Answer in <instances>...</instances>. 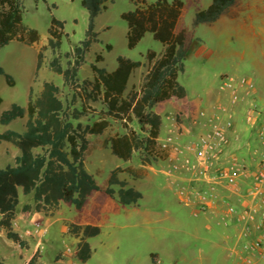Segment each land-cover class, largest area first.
I'll return each instance as SVG.
<instances>
[{
	"label": "rangeland",
	"instance_id": "1",
	"mask_svg": "<svg viewBox=\"0 0 264 264\" xmlns=\"http://www.w3.org/2000/svg\"><path fill=\"white\" fill-rule=\"evenodd\" d=\"M181 1L183 10L177 31H186L188 52L183 63L184 71L178 75L177 81L185 90L187 102L191 103L192 109L189 107L187 119L189 126L192 125L191 129L195 131L197 124L194 121L201 110L212 112L215 106H221L230 109L232 113V127L227 131L229 142L224 149L222 162L225 166L234 165L238 176L234 183L223 181L220 184L215 202L225 208L232 207L238 213L245 206L254 204L261 210L264 218V199L257 198L252 202L251 196L261 161L257 129L264 124V94L260 93L256 84L259 80L254 76L256 68L264 66V14L257 11L264 8V4H259L256 0H240L231 9L230 16H222L209 25L192 27L196 11L206 9L212 0ZM154 2L155 0H144L142 3L135 0H109L106 3V9L94 19L93 31L98 41L90 45L84 62L78 69L76 78L79 84L83 81L93 82L91 65L110 73L117 66L116 58L123 57L142 64L129 76L123 97L131 91L140 93L144 77L151 66L146 54L154 52L157 57L160 56L163 45L154 40L150 33H146L134 48L129 49L126 40L127 26L121 14ZM21 4L22 23L37 32L38 41L27 45L13 40L0 48V68L14 81L10 87L0 74V114L9 109L11 104L25 107L29 92L37 95L42 83L51 81L60 88L63 104L69 106L70 110L83 111L73 124L79 122L82 126L91 125L100 120L106 111L103 103L100 100H87L81 91L73 93L63 85L61 76L49 71L47 67L48 62L57 55L65 67L68 60L66 53L85 38L88 14L82 8L81 0H21ZM52 19L63 26L60 45L55 53L44 48ZM228 24L234 25V28ZM106 45L111 49L107 50ZM39 54L41 64L36 69ZM97 56H101V60L96 63ZM229 78L235 81L244 78L253 84L250 89H234L237 96L234 106L230 105L231 91L222 89L225 79ZM205 100H209V103L204 107L201 104ZM193 104L198 105L199 109H195ZM155 108L167 123L164 132L160 128L156 140L159 144L167 134L174 133L180 127L182 115L188 111V105L171 98L157 104ZM248 115H251L250 121L247 120ZM107 121L109 125L103 135L88 136L93 148L86 157L84 166L99 186L104 185L109 172L116 167L141 168L138 153H134L130 161L123 162L112 156L106 145L110 137L122 135L128 129L137 132L136 121L127 116L122 121ZM24 123L25 119H17L7 125L0 124V134L6 130L22 133ZM18 155L19 151L10 143L0 142V169L14 166V159ZM167 165V157L154 161L143 168V176L139 179H132L125 172L118 174V178L139 191L142 198L135 206L124 207L120 212L108 215L101 234L90 241L92 256L88 261L81 262L76 258L77 243L74 240L77 238L68 230L71 224H77L78 211L65 203L61 204L52 217L42 214L41 218L32 221L40 223V231L46 229L43 236L35 233V226L32 227L29 223L30 218L26 220L20 229L24 234L20 238L26 242L25 248L16 249L17 244L8 240L5 233L0 231L3 254L21 258L25 252L23 249L29 250L36 245L35 255L40 259L38 264H238L236 256L230 253L231 247H236L237 244L240 247L247 245L260 237L261 232L244 235L239 242L235 238L228 239L230 243L225 242L223 237L233 235V227L224 225L222 216L219 220H208L203 213L193 216L192 205L180 202L169 185L176 182L166 180L163 172ZM181 186L182 184L179 185ZM28 200L30 197H21V205ZM207 223L211 225V230L206 229ZM68 248L75 250V254H67ZM151 255H154V261ZM58 260L60 261L55 262Z\"/></svg>",
	"mask_w": 264,
	"mask_h": 264
},
{
	"label": "trees",
	"instance_id": "2",
	"mask_svg": "<svg viewBox=\"0 0 264 264\" xmlns=\"http://www.w3.org/2000/svg\"><path fill=\"white\" fill-rule=\"evenodd\" d=\"M108 1L81 0V6L88 14L85 38L66 53L68 60L65 67L58 55L47 65L49 71L61 76L63 85L73 93L81 91L87 100H100L106 108L104 117L91 125L82 126L79 122L73 124L78 121L83 111L70 110L69 106L63 104L60 88L51 81H44L37 95L30 91L25 107L11 104L9 109L0 114L1 125L25 119L22 133L6 130L0 134V142L10 143L19 151L14 159V166L0 169V231L21 248L26 247V242L13 230L20 194L30 195L34 201L33 206L24 205L23 212L33 210L50 217L58 211L60 203L81 210L95 191H102L115 198L122 206H135L142 198L141 193L120 180L118 174L125 172L132 179H139L143 176V168L169 154L167 149L161 148L156 142L161 119L154 112V108L171 98L182 100L186 95L177 81L178 75L184 71L183 63L188 52L186 31H177L183 2L155 0L151 5L136 7L121 14L127 26L126 40L129 49L134 48L146 33H150L154 40L163 45L160 56L157 57L154 52L146 54L151 66L144 77L140 93L131 91L123 97L129 76L141 67L140 62L117 57V66L110 73L91 65L93 82L83 81L79 84L76 78L90 45L98 41L93 31L94 19L106 9ZM239 2L240 0H212L206 9L196 11L192 27L209 25L222 16H230L231 9ZM62 30V24L52 19L45 49L48 48L53 53L57 51ZM13 40L32 45L38 41V35L35 30L22 23L21 0H0V48ZM106 49L110 50L111 47L106 45ZM38 57L36 69L41 64L40 54ZM100 60L101 56L95 59L96 63ZM0 74L3 75L5 83L12 87L13 78L1 68ZM126 116L136 121L138 131L128 129L122 135L110 137L106 145L111 155L123 162L130 161L133 154L138 153L141 168L116 167L109 172L104 185L99 186L84 167L85 159L93 148L88 136L103 135L109 125L107 119L122 121ZM179 123L177 118V124ZM68 231L78 238L76 258L81 262L88 261L92 250L87 240L99 235L100 228L71 224ZM37 258L35 255L27 264H38ZM151 258L154 261V255ZM0 264H5L1 257Z\"/></svg>",
	"mask_w": 264,
	"mask_h": 264
},
{
	"label": "built area",
	"instance_id": "3",
	"mask_svg": "<svg viewBox=\"0 0 264 264\" xmlns=\"http://www.w3.org/2000/svg\"><path fill=\"white\" fill-rule=\"evenodd\" d=\"M244 87L250 89L253 84L247 79L235 81L225 79L222 89L231 91L230 105L234 106L237 101L235 88ZM201 129L195 136L181 141L183 131L180 127L174 133L167 134L160 140L159 145L168 150V165L163 172L168 182H174L181 177H186L190 184H182L178 191L186 195L185 204L192 205V215L198 216L206 213L209 209L207 202H215L217 188L224 181L234 183L238 176L234 165L223 164V153L229 139L227 131L232 127V113L228 108L215 106L212 112L201 110L198 114ZM251 120V115L247 116ZM258 143L260 145L261 161L255 175L256 184L251 192L252 202L257 198L264 199V124L258 127ZM228 214L234 216L236 223L245 224V235L251 232H261V236L247 245L236 247L232 253L238 254L243 264H264V218L257 205H247L238 213L234 208H226ZM224 225L230 221L226 218ZM40 224H35V233L43 236L46 229L39 230ZM30 234V232H28ZM67 254H75V250L67 249Z\"/></svg>",
	"mask_w": 264,
	"mask_h": 264
},
{
	"label": "crops",
	"instance_id": "4",
	"mask_svg": "<svg viewBox=\"0 0 264 264\" xmlns=\"http://www.w3.org/2000/svg\"><path fill=\"white\" fill-rule=\"evenodd\" d=\"M257 3L259 4H264V0H256ZM258 12H261L262 14H264V8L262 9H257ZM229 27L234 28V25H230L228 24ZM254 76L259 80L256 84H258L259 86V90L261 94H264V66H260L258 68H256V71L254 72ZM185 105H188V111H185L184 115H182V122L179 124L181 130L183 131V136L181 138V141H185L190 139L191 137L195 136L196 133L201 129V122L200 119H198L197 117L195 118L196 120L194 121L195 124H197L194 128L195 131H193L191 128L193 127L192 125L189 126V122H188V112H189V107L191 108L189 102H187L186 98H184L183 100ZM209 103V100H205L201 105H203L204 107ZM195 105V109H199V106L196 104ZM192 109V108H191ZM155 113H157L158 115H160V113L157 112L156 108H155ZM161 117V116H160ZM162 125H161V132H164L167 128V123L162 119ZM176 183H172L170 185L171 188L174 189V193L176 195V197L178 198V200L182 203L185 202V200L187 199L186 195L184 194H180L178 189H179V185L181 184H186L189 185L190 181L186 178V177H181L179 180L175 181ZM21 197H30V200L27 201V203L25 202L23 205H21L20 202V198ZM34 205V201L32 200V197L29 196H23V195H19V205L17 206L16 212H15V219L13 221V230L20 236V237H24V234L22 232H20V229H22V227L25 225L26 220L28 218H30L29 223L32 227L35 226V224H40L39 222L33 223L32 221L41 218L42 214L41 213H35L33 210L28 211V212H22V208L24 205ZM62 203H60L59 208L61 206ZM207 204L209 205V209L207 210L206 213H204V215L206 216V219L210 220V219H217L219 220V217L222 216L221 219H228L230 222L226 225H230L233 227V230L235 232H233V235H227L224 236L223 239L225 240V242H229L228 239H232L235 238L236 242H239L240 239L245 235L244 232L246 231V227L245 224L243 223H236L235 221V217L228 214L225 206L221 205L218 202H207ZM125 206L120 205L117 200L115 198H111L108 195H106L104 192L102 191H95L91 194V196H89L85 206L81 209V210H77L78 211V217L76 218L77 220V224L75 225H91V226H98L100 228V233L102 231L103 228V224L105 222V220H107L108 215L109 214H114V213H118L120 212ZM129 207V206H128ZM209 214V215H208ZM208 215V216H207ZM48 219V218H47ZM205 219V220H206ZM220 223V222H219ZM206 229L211 230V225H209V223L206 224ZM64 231V230H63ZM98 236V235H97ZM96 236V237H97ZM233 236V237H232ZM95 238V237H93ZM93 238H89L87 240L89 246H90V241ZM78 242V238L76 240H74V243ZM230 243V242H229ZM232 244V242H231ZM236 245V244H235ZM238 247V244L237 246ZM234 245L231 247L230 249V253L233 254L232 252L235 251L234 249L236 248ZM16 249L21 248L19 245L15 246ZM91 248V246H90ZM37 247L36 245L32 248V249H23L25 252L22 254V257H15L14 255H4V249L0 246V257L4 260L5 264H27L32 257L35 256V251H36ZM22 249H20L21 251ZM202 251V250H201ZM200 251V252H201ZM56 256V255H54ZM233 256H236L237 258V263L238 264H243L240 259H239V255L238 254H233ZM37 261H40V259L37 258ZM55 261V262H59ZM38 263V262H37Z\"/></svg>",
	"mask_w": 264,
	"mask_h": 264
}]
</instances>
